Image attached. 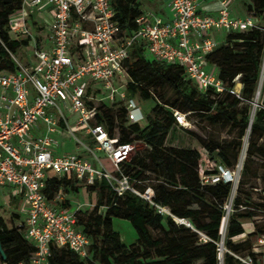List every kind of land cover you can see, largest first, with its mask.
<instances>
[{
  "label": "built area",
  "instance_id": "1",
  "mask_svg": "<svg viewBox=\"0 0 264 264\" xmlns=\"http://www.w3.org/2000/svg\"><path fill=\"white\" fill-rule=\"evenodd\" d=\"M162 1L170 9L169 16L141 9L135 18L136 28L128 34L121 30L111 0H22L10 16L13 32L29 35L25 38L32 47L26 62L9 52L15 69L0 70V187L9 186L22 194L23 217L14 226L21 229L34 250L27 262L9 263L0 256V264H49L52 246L67 247L83 259L90 256V239L78 226L76 210L62 206L64 193L60 189L47 190L49 181L83 186L106 181L117 197L130 190L150 201L152 189L147 187L140 193L121 170L134 150V141L120 140L117 126L110 134L107 124L96 120L102 105L123 107L127 124L144 118L128 89L133 81L125 61L133 44L143 45L157 61L182 67L198 91L210 89L216 96L228 92L244 100L240 74L229 86L218 78L207 54L222 42L215 33L260 28L257 18L251 13L244 18L232 16L226 0H219L213 12L200 9L203 0ZM44 6L51 16L48 48L36 44L27 26V9ZM258 79L261 83L264 76ZM147 90L151 99L161 104L153 89ZM171 112L175 124L191 126L188 113L176 108ZM65 131L72 133L99 164L76 152L55 154L59 135ZM75 132L89 137L92 147L84 145ZM97 152L104 154L112 169L103 165ZM217 168L201 175L202 181L237 182L240 169L234 177L229 168ZM156 207L168 213L165 207ZM178 221L190 224L185 219ZM201 238L208 239L203 233ZM258 242L263 244L264 237ZM238 258L253 264L250 256Z\"/></svg>",
  "mask_w": 264,
  "mask_h": 264
},
{
  "label": "trees",
  "instance_id": "2",
  "mask_svg": "<svg viewBox=\"0 0 264 264\" xmlns=\"http://www.w3.org/2000/svg\"><path fill=\"white\" fill-rule=\"evenodd\" d=\"M111 1L117 10L115 18L121 30L130 33L137 26L136 16L142 12L140 2ZM21 3L22 0H0V70H14L15 63L9 52L16 53L29 42V38H11L9 33L10 16L20 8ZM246 8L254 17L264 20V0H249ZM263 54L262 27L227 33L224 40L207 54L208 61L217 68L218 78L229 86H233L232 78L240 74L244 99L240 100L228 92L216 96L210 89L198 91L182 67L148 57L143 45L133 44L125 61L133 81L128 83L129 92H139L142 98L150 99L152 97L147 88L151 87L155 94L158 92L159 97L156 96L161 104L154 102L144 126L137 122L127 124L123 107L115 109L102 105L96 120L107 124L110 134L117 126L120 140H140L146 145L145 149L124 161L121 170L130 177V182L140 193L150 187L153 194L150 201L130 190L117 197L106 181L90 185L91 189L99 188L95 206L88 211H76L78 226L90 239V256L83 259L67 247L52 246L48 263L92 264L93 257H96L100 264H195L196 261H201L200 264H220L218 242L221 240L223 243L224 235L223 245L227 251L224 256L222 254V263L247 264L236 254L249 243L248 237L237 242L233 239L245 234L241 219L256 216L254 210L259 208L261 211L264 199L258 208L242 211V207L247 209L250 204L242 201L241 181L233 198L235 211L228 221L226 218L223 221V206L234 183L222 180L203 182L199 171L200 152L194 148L169 146L165 142L175 124L171 108L188 115H199L210 125L231 126L236 133L229 141L196 138L213 162L224 168H233L242 137L249 130L246 159L241 170L245 177L251 171V157L257 155L264 158V87L263 101L252 122L248 111ZM165 88L171 91L173 99L167 97ZM69 183L65 180L49 181L47 190L65 189ZM72 188L77 190L78 185H72ZM156 205L165 207L167 215L159 212ZM100 206H105L104 212L99 211ZM113 218L126 219L131 223L136 232L132 243L126 245L121 241L119 233L113 228ZM178 219H185L190 224L180 223ZM223 224H226L224 231ZM201 233L208 239L203 240ZM260 233L264 236V229ZM0 242L9 263L29 261L34 250L21 229L7 227L1 215ZM248 256L253 264H257V253L250 251Z\"/></svg>",
  "mask_w": 264,
  "mask_h": 264
},
{
  "label": "rangeland",
  "instance_id": "3",
  "mask_svg": "<svg viewBox=\"0 0 264 264\" xmlns=\"http://www.w3.org/2000/svg\"><path fill=\"white\" fill-rule=\"evenodd\" d=\"M138 1L140 2V8L143 11H149V10L160 11V7L162 5V3L159 0H138ZM211 1H213V0H208V2H211ZM226 1H227L228 7L230 10L233 11V9H234L236 12L243 14V16H239V17L244 18V17L249 15V12L246 8V5L249 2V0H226ZM28 12H30V13L28 14V18H27V26H28L30 32L34 35V37H35V32H38V30H40V29H43L44 33L47 32V26L49 25L47 13L39 14V13H37V11L35 9H30V8L27 9V13ZM31 15H32V17H36L38 19L40 18L39 21L43 24L44 27L43 28H39V27L34 28L35 24H37V22L32 20ZM256 22H257V25L262 27L263 31H264V20H262L261 18H257ZM26 35L27 34L17 35L16 33H13L12 31H10V36L12 38L17 37L18 39H24L26 37ZM27 36H29V35H27ZM214 36L215 37L217 36L216 37L217 39H219L220 41H223L224 33L218 32ZM36 39H37V37H36ZM31 47L32 46H30L29 48L26 46L20 47L15 53L16 57L18 59L22 60L23 62H26L28 60V55L31 53ZM146 56L149 57L150 54L147 53ZM213 69H214V67H213ZM262 76H264V54H263L260 72H259V77H262ZM263 87H264V79L262 80L261 83H260V80L258 79L253 98L248 103L250 122H252L258 107L261 105V103L263 101V97H262ZM164 92L167 95V97H170V99H173L171 96L172 93L169 89L165 88ZM156 94L159 97L158 92ZM130 96H134L135 100L139 104L140 109L144 115V118L141 120L140 123L142 125L147 124L148 115L151 113V109L154 105L153 100L142 98L140 96L139 92H137L136 94L130 93ZM118 107L119 106H116V108H118ZM187 118L190 121L191 126L189 128H187L186 130L178 129L175 127L167 135L166 142H165L166 145L183 147V148H191L192 146L198 147V149L201 152V160H200V164H199L200 174L203 175L206 173L216 172V170L218 169L217 168L218 164L216 162H213L208 157L207 152L204 150V147L199 143V141L196 137H200L204 140L205 139H214V140H217L219 142H226L235 136L236 129L231 127V126L210 125L204 119H202L199 115H196V114H189L187 116ZM249 134H250V131L248 130V131H246L245 135L242 137L241 148H240V151L238 153L236 164L234 165L233 168H229L231 171H234V177H235V173H236L237 169H240V170L238 171V175L236 174L237 182H234L232 190H231V194L225 200V204L223 206V210H224L223 221L225 218L228 221L231 213H233V211H235L234 210L235 208L233 207V198L237 194V189H238V186L240 185L241 181H243V184L241 186L242 201H247V203L250 204V206L247 209L242 207L241 209H244L242 211L258 208L259 207L258 205L260 203H262V201L264 199L263 198L264 197V191H263L264 190V173H263L264 158H261L257 155H254L253 157H251V159L253 161V163L251 165V171L245 177L242 176V174H241V170H242L243 164H244L245 159H246V151H247V147H248ZM75 135L81 141H84V142L87 141L85 138H83V133L75 132ZM64 137L70 141L65 143L63 146H61V145L63 144L64 140L61 139L59 141V146L63 147V148L59 149L60 152L68 150V149H72V150H70V152H76V153H82V154L87 153L83 150V148H82L83 146H82L81 142L77 141L72 133H65ZM71 140L74 141L73 142L74 147H72L73 145H72ZM133 141H134L135 147H134V150H133L131 155L135 154V152H137V151H142L143 149L146 148V145L142 141H140V140H133ZM87 155H89V154L87 153ZM240 161H242L241 164L239 163ZM11 193H14L13 188H11L9 186L0 187V215L3 217L5 223L8 227L13 226V223H14L13 208L16 207L15 202L12 201V198L9 196ZM69 198H70V204H71L70 206H71L72 210L76 209L77 204L81 205L82 202H85L86 200L89 199V198H86L82 189H80V191L78 193L70 192ZM94 206H95V204H94ZM94 206L90 207V205L88 204L85 207H90L88 210H91ZM82 207H84V206L82 205ZM157 210H158V208H157ZM76 211L82 212L78 208L76 209ZM254 211H255V213H257V215L254 216L253 218L241 219L242 224L245 228V234L237 237L236 240L239 241L243 237L244 238L248 237L249 243L242 246V250L239 253H237L236 256L241 257V258H245L248 256V253L250 251H252L254 253H257V256H256L257 264H264V243L261 244L258 242L259 238L264 237L260 233V231L262 229H264V213L261 212L259 210V208L254 210ZM163 214L167 215L166 212H164ZM115 220H116L115 229L119 233L121 241H123L125 243H129V242L133 241L136 237V232H135L134 228L132 227L131 223L128 220L122 219V218H117ZM226 224H227V222H226ZM226 224L225 225L223 224V231L225 229ZM222 237H223V244H224V235H222ZM220 244H221V240L218 242V251L219 252L221 251V259H222V254L224 256V252L227 251V248L225 245H223V249L221 250ZM248 246H250V248ZM200 263H201V261L195 262V264H200ZM92 264H100V262L98 261V259L96 257H93ZM220 264H223V263H220Z\"/></svg>",
  "mask_w": 264,
  "mask_h": 264
},
{
  "label": "crops",
  "instance_id": "4",
  "mask_svg": "<svg viewBox=\"0 0 264 264\" xmlns=\"http://www.w3.org/2000/svg\"><path fill=\"white\" fill-rule=\"evenodd\" d=\"M161 3H162V5H161V7H160V11H152V10H149V11H152V12H154V13H156V14H162V15H164V16H169L170 15V9H169V7L167 6V4H165V2L164 1H162V0H159ZM218 1L219 0H213V1H211V2H208V0H203L201 3H200V9H202L203 11H208V12H213V11H215V9H216V6H217V4H218ZM36 11H37V13H39V14H41V13H47V15H48V22H49V24H50V20H51V16H50V14H49V12L47 11V9H46V7L44 6V7H41V8H36L35 9ZM30 12H28V14H29ZM230 14L232 15V16H237V17H239V16H243V14H240V13H238V12H236L234 9H233V11L232 10H230ZM31 17H32V15H31ZM40 19V18H39ZM39 19L38 18H36V17H32V20L33 21H35V22H37V24H35V27L34 28H37V27H39V28H43L44 26H43V24L39 21ZM10 31H12L13 32V30L11 29ZM10 33V32H9ZM14 33V32H13ZM216 34V33H215ZM214 34V35H215ZM49 35H50V29H49V25L47 26V32H43V29H40V30H38V32H35V42H36V44L38 45V46H42L43 48H48L49 46H50V39H49ZM224 36H225V34H224ZM36 37H37V39H36ZM215 37V36H214ZM217 37V36H216ZM215 37V38H216ZM12 38V37H11ZM14 38H17V37H14ZM18 39V38H17ZM217 39V38H216ZM218 41H220L219 39H217ZM223 40H224V38H223ZM30 46H32V44H30V42H29V44L26 46V47H30ZM146 54H147V52H146ZM136 94V93H135ZM129 95H130V92H129ZM134 97V96H133ZM151 99V98H150ZM153 100V99H152ZM153 102H154V100H153ZM140 125L141 126H144V125H142L141 123H140ZM146 125V124H145ZM178 128V129H183V130H186L187 128H183V127H181V126H179V125H177V124H174L173 125V127L171 128V130L169 131V133L174 129V128ZM65 133H68V132H63V133H61L60 135H59V137H60V140L61 139H63L64 140V142H63V144L61 145V146H63L65 143H67V142H69L70 140H68V139H66L65 137H64V134ZM81 133H83V132H81ZM168 133V134H169ZM81 138V137H80ZM83 138H85L87 141L86 142H84V141H82V143L84 144V145H88L89 147H92V145H93V142L89 139V137H87V136H85V134L83 133ZM71 142H72V147H74V141H72L71 140ZM61 148H63V147H60L59 145H58V147L55 149V154H61V153H67V152H70V150H72V149H68V150H65V151H59V149H61ZM83 148V147H82ZM191 148H194V149H197L199 152H200V150L198 149V147H196V146H192ZM83 150L85 151V152H87L86 151V149H84L83 148ZM88 153V152H87ZM87 153L85 154V153H79V154H82V155H84L85 157H87L91 162H92V164H94V165H98L99 164V162L90 154V153H88L89 155H87ZM201 153V152H200ZM97 157L98 158H101V162L103 163V165L106 167V168H108V169H112L113 167H112V165H111V163L109 162V160L108 159H106L105 158V156H104V154L103 153H101V152H97ZM72 185H78V189L77 190H74L73 188H72ZM63 193H64V198H63V200H62V202H61V204H62V206H65V207H69V208H71V204H70V198H69V193L70 192H73V193H78L79 191H80V189H82V191H83V193L85 194V196H86V198H89L88 200H86L85 202H82V204L80 205V204H77V206H76V209L78 208L79 210H81V211H87L91 206H94V204H96V202H97V200H98V197H99V188H93V189H91L89 186H83V185H81V184H78V183H69L67 186H66V188L64 189V188H62V187H60L59 188ZM11 198H12V201H14L15 202V205H16V207L15 208H13V211H14V216H13V220H14V223H13V226L15 225V223H16V221L17 220H19V219H21L22 217H23V215L20 213V207H21V205H22V202H23V198H22V194H17L16 193V191H15V189H14V193H11L10 195H9ZM90 205V207H85L86 205ZM82 205L85 207H82ZM60 206V205H59ZM75 209V210H76ZM99 211L100 212H104L105 211V206H100V208H99ZM115 219H117V218H113V228H114V230H116L115 229V222H116V220ZM5 222V221H4ZM6 224V223H5ZM7 226V225H6ZM8 227V226H7ZM244 235V234H243ZM136 238V237H135ZM135 240V239H134ZM133 240V241H134ZM133 241H131V242H129V243H125V242H123L124 244H126V245H128V244H130V243H132Z\"/></svg>",
  "mask_w": 264,
  "mask_h": 264
},
{
  "label": "water",
  "instance_id": "5",
  "mask_svg": "<svg viewBox=\"0 0 264 264\" xmlns=\"http://www.w3.org/2000/svg\"><path fill=\"white\" fill-rule=\"evenodd\" d=\"M0 256L2 257V259H6V255H5V253H4V250H3V248H2V245H1V242H0Z\"/></svg>",
  "mask_w": 264,
  "mask_h": 264
},
{
  "label": "bare ground",
  "instance_id": "6",
  "mask_svg": "<svg viewBox=\"0 0 264 264\" xmlns=\"http://www.w3.org/2000/svg\"><path fill=\"white\" fill-rule=\"evenodd\" d=\"M239 163L241 164L242 161H240ZM220 249H221V250L223 249V243H222V242H221V244H220ZM220 263H222L221 254H220Z\"/></svg>",
  "mask_w": 264,
  "mask_h": 264
}]
</instances>
